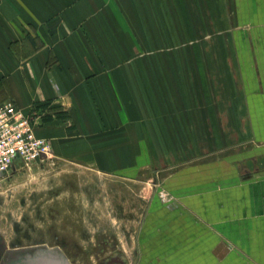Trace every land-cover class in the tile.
Returning a JSON list of instances; mask_svg holds the SVG:
<instances>
[{"label":"crops","instance_id":"0c3cea01","mask_svg":"<svg viewBox=\"0 0 264 264\" xmlns=\"http://www.w3.org/2000/svg\"><path fill=\"white\" fill-rule=\"evenodd\" d=\"M5 101L68 112L53 155L156 170L136 264H264V0H0Z\"/></svg>","mask_w":264,"mask_h":264},{"label":"rangeland","instance_id":"374dc122","mask_svg":"<svg viewBox=\"0 0 264 264\" xmlns=\"http://www.w3.org/2000/svg\"><path fill=\"white\" fill-rule=\"evenodd\" d=\"M157 175L148 169L137 180L119 178L56 154L31 168L15 166L0 185V264L21 258L32 264L38 256L65 264H136L147 204L155 193L168 194ZM114 254L125 262H106Z\"/></svg>","mask_w":264,"mask_h":264},{"label":"built area","instance_id":"2783aa9c","mask_svg":"<svg viewBox=\"0 0 264 264\" xmlns=\"http://www.w3.org/2000/svg\"><path fill=\"white\" fill-rule=\"evenodd\" d=\"M34 114L14 101L0 103V185L15 166L31 168L52 156L51 141L36 132L39 115ZM162 198L168 200V194Z\"/></svg>","mask_w":264,"mask_h":264},{"label":"water","instance_id":"95a60500","mask_svg":"<svg viewBox=\"0 0 264 264\" xmlns=\"http://www.w3.org/2000/svg\"><path fill=\"white\" fill-rule=\"evenodd\" d=\"M32 264H64V261L62 258L53 259L49 256H38Z\"/></svg>","mask_w":264,"mask_h":264},{"label":"trees","instance_id":"16d2710c","mask_svg":"<svg viewBox=\"0 0 264 264\" xmlns=\"http://www.w3.org/2000/svg\"><path fill=\"white\" fill-rule=\"evenodd\" d=\"M46 104H40L37 107L45 106ZM68 112L66 110H61L55 113V115L47 113L43 115V121L51 120L53 118H67Z\"/></svg>","mask_w":264,"mask_h":264},{"label":"flooded vegetation","instance_id":"af4514ba","mask_svg":"<svg viewBox=\"0 0 264 264\" xmlns=\"http://www.w3.org/2000/svg\"><path fill=\"white\" fill-rule=\"evenodd\" d=\"M23 259L24 258H21V259H18L17 260L19 262V264H23ZM114 261L121 262V263H124L125 262V260L122 259V257L120 255H117V254H114V255L108 257L107 260H106V262H108V263L109 262H114Z\"/></svg>","mask_w":264,"mask_h":264},{"label":"bare ground","instance_id":"6f19581e","mask_svg":"<svg viewBox=\"0 0 264 264\" xmlns=\"http://www.w3.org/2000/svg\"><path fill=\"white\" fill-rule=\"evenodd\" d=\"M51 258V257H50ZM53 259H57V258H53ZM64 261V260H63ZM64 264H65V261H64Z\"/></svg>","mask_w":264,"mask_h":264}]
</instances>
